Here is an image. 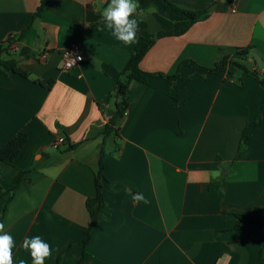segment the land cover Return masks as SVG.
Here are the masks:
<instances>
[{"label":"crops","instance_id":"1","mask_svg":"<svg viewBox=\"0 0 264 264\" xmlns=\"http://www.w3.org/2000/svg\"><path fill=\"white\" fill-rule=\"evenodd\" d=\"M42 1L0 0V43L15 39L11 51L28 73L0 72V148L20 131L28 135L12 164L0 160V221L16 242V264H31L20 245L36 235L53 248L45 264H257L264 229L236 214L264 207V118L240 150L263 87L233 65L208 79L180 65L249 57L264 75V0H170L209 16L159 38L140 68L190 80L180 91L161 76L133 82L118 137L102 131L137 44L100 31L96 9L107 0H45L35 17ZM144 17L139 40L175 28L153 9ZM75 43L84 59L65 71L64 50ZM24 48L33 56H21ZM248 48V56L236 52ZM102 149L106 207L85 246ZM21 170L30 172L8 201ZM140 193L148 203L133 199Z\"/></svg>","mask_w":264,"mask_h":264},{"label":"trees","instance_id":"2","mask_svg":"<svg viewBox=\"0 0 264 264\" xmlns=\"http://www.w3.org/2000/svg\"><path fill=\"white\" fill-rule=\"evenodd\" d=\"M229 2L233 0H228ZM140 8L144 12L153 9L158 14L168 18L175 24V28L170 32H160L158 34L152 35L148 38H141L135 48L132 51L130 60L126 65L125 69L122 71L120 78L117 81V89L115 97L117 99L115 109L109 113V119L106 125L103 128L102 134L105 136L118 137L120 134V121L125 117L126 110L128 107V90L130 85L133 82L147 83V80L151 76H161L174 83L177 91H180L184 88L190 77H181L179 72L175 75L168 74H150L144 72L140 68V63L143 60L144 56L150 50V48L155 44V42L164 36H180L185 34L193 24L198 21L204 20L209 16L210 10L203 11H194L190 9L183 8L170 0H138ZM45 0L42 1L40 7L35 13V17H38L41 11L44 8ZM23 34L19 35L21 37ZM15 42V39L10 38L4 43H0V72L11 74L17 73L22 76H27L28 73L17 66L18 60L17 57L10 51L12 44ZM250 49H237V54L240 55H249ZM21 56L31 57L33 56L26 48L22 49ZM249 57H224L219 63H217L212 68L202 67L196 64L193 61H185L180 66L189 65L196 71V74L204 77L211 78L215 75L222 73L226 67L233 65L237 68L242 74H247L254 77L263 87L264 90V75L259 74L257 71L251 70L248 64ZM264 118V98L260 107L259 112L257 113L253 121L248 122L242 138H241V147L248 148L251 145V131L252 128L261 123ZM28 142V135L25 131H20L16 134L10 141L0 148V160L12 164L16 158L19 156L21 151L24 149ZM76 146H69V149H74ZM103 154L102 149L97 170L95 171V189L96 195L94 197L88 198L86 202L87 210L91 217L90 226L86 229V239L83 244L86 246L90 239V234L92 229L99 223L103 210L106 207V201L103 194V181H104V164H103ZM30 172V170H21L18 175L12 182L10 188L6 191L9 194L10 201L17 190L19 189L25 174ZM218 184H216V188ZM0 190H2L0 188ZM7 206L5 205L3 209V214H5ZM237 218L241 222H251L256 223L264 229V207H259L255 211L249 214H236ZM83 259L80 260L79 264H82ZM257 264H264V255H261Z\"/></svg>","mask_w":264,"mask_h":264},{"label":"clouds","instance_id":"3","mask_svg":"<svg viewBox=\"0 0 264 264\" xmlns=\"http://www.w3.org/2000/svg\"><path fill=\"white\" fill-rule=\"evenodd\" d=\"M100 15V31L107 29L118 42L124 46H132L139 42L138 33L143 23L144 10L140 8L138 0H107L103 9L97 8ZM133 199L139 203H148L142 193L137 194ZM6 225L0 221V264H16L14 249L16 242L14 238L5 231ZM20 247L29 253L31 264H45V261L52 257L53 248L51 244L36 235L25 237ZM19 264H27L24 259Z\"/></svg>","mask_w":264,"mask_h":264},{"label":"built area","instance_id":"4","mask_svg":"<svg viewBox=\"0 0 264 264\" xmlns=\"http://www.w3.org/2000/svg\"><path fill=\"white\" fill-rule=\"evenodd\" d=\"M63 59H64L65 71L73 70L76 66H78L84 59V55L80 44L75 43L70 47H68L67 49H65L63 54ZM63 143H64V138L61 137L53 143V146L55 148H58Z\"/></svg>","mask_w":264,"mask_h":264},{"label":"rangeland","instance_id":"5","mask_svg":"<svg viewBox=\"0 0 264 264\" xmlns=\"http://www.w3.org/2000/svg\"><path fill=\"white\" fill-rule=\"evenodd\" d=\"M11 51V50H10ZM12 52V51H11ZM14 54V53H13ZM244 63H246V64H248L249 65V67L251 66V64L249 63V62H244Z\"/></svg>","mask_w":264,"mask_h":264},{"label":"water","instance_id":"6","mask_svg":"<svg viewBox=\"0 0 264 264\" xmlns=\"http://www.w3.org/2000/svg\"><path fill=\"white\" fill-rule=\"evenodd\" d=\"M123 120L120 122V124H122Z\"/></svg>","mask_w":264,"mask_h":264}]
</instances>
